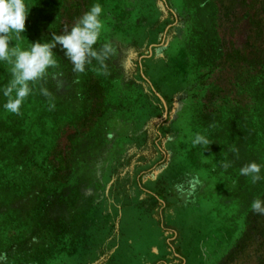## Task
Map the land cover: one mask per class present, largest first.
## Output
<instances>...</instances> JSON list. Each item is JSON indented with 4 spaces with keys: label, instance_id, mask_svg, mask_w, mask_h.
<instances>
[{
    "label": "rangeland",
    "instance_id": "1",
    "mask_svg": "<svg viewBox=\"0 0 264 264\" xmlns=\"http://www.w3.org/2000/svg\"><path fill=\"white\" fill-rule=\"evenodd\" d=\"M95 2L29 0L34 7L19 43L51 40ZM99 2L105 25L123 21L122 36L137 52L138 68L131 70L144 88L160 99L184 92L169 100L166 121L159 109V123L140 133L134 147L121 148V169L129 177L150 169L161 176L147 185L125 178L111 192L96 193L98 183L84 174L92 152L81 138L68 145L90 103L64 98L69 85L87 95L93 82L91 89L101 91L92 93L87 123L96 125L104 89L112 103L122 92L120 76L109 62L75 73L59 52L60 67L37 82L21 115L3 110L0 94V253L7 264H264V216L250 207L264 197V181L253 184L240 175L245 165L264 163V0ZM8 69L0 64V87L10 79ZM42 87L51 98L40 94ZM132 107L143 108L141 102ZM101 123L86 143L100 145ZM196 133L212 142L208 150L192 147ZM108 148L100 162L110 161ZM225 161H233L227 171L220 166ZM192 175L202 187L192 195L178 191ZM146 186L153 194L145 195Z\"/></svg>",
    "mask_w": 264,
    "mask_h": 264
},
{
    "label": "clouds",
    "instance_id": "2",
    "mask_svg": "<svg viewBox=\"0 0 264 264\" xmlns=\"http://www.w3.org/2000/svg\"><path fill=\"white\" fill-rule=\"evenodd\" d=\"M34 6L29 0H0V64L10 68V79L0 87V94L6 99L3 110L10 114L21 115L22 108L34 95L37 82H43L50 71L60 67L58 53L73 65V71L85 74L95 61L101 69L116 54L111 42L104 40L105 9L96 0L70 29L61 34L52 35L49 41L29 43L23 47L19 41L26 31V21ZM40 94L51 98L47 87L40 88ZM54 107V104L52 105ZM193 148L206 150L212 142L201 133H196L191 140ZM225 171L233 166V161H225L220 165ZM240 175L250 177L253 184L264 181V163L255 161L240 169ZM202 187L199 175L188 178L187 186L177 185L181 193L195 194ZM253 213L264 216V197H256L251 203ZM0 264H7V254L0 253Z\"/></svg>",
    "mask_w": 264,
    "mask_h": 264
},
{
    "label": "crops",
    "instance_id": "3",
    "mask_svg": "<svg viewBox=\"0 0 264 264\" xmlns=\"http://www.w3.org/2000/svg\"><path fill=\"white\" fill-rule=\"evenodd\" d=\"M110 22H111L110 25H108V22L105 25L107 31L104 33V39L106 37H110V39L107 41L111 42L112 46L116 49V54L113 55L108 62L110 63L111 68H114L119 73L120 79L116 83L118 85V88L122 92L117 94L116 99L113 103L109 102L108 93L107 91H105L104 87L100 83V86H102V88L104 89L103 92L104 107L99 109L98 111L99 114H95V116H100L99 122L96 125L92 124L91 121L87 123V119L90 116H92V113L94 112L93 108L96 102L90 90L91 85H93V82H91L88 86L87 95H85V93H83V95L79 94L77 90H74L75 86L69 85L70 87H67V89H72V92H70L66 96V98H64L63 96L61 97V99L64 98L66 100L77 97L82 100H88V102L90 103L89 106L87 104L86 118L81 121L78 128L72 130L73 132L75 131L73 135H69L68 145L71 144L70 146L73 147L76 146L74 142H76L80 138L82 140V147L86 146L87 144L90 152H92L90 153V155H92L93 157L90 159V166L88 167V169H84V174L85 176L88 175L90 180H93L96 183H98L96 184L97 185L96 187H98L96 193L102 195L104 193L106 194V192H111L113 185L116 184L117 182L118 183L120 182V184L122 185V181L125 178L126 179L133 178L134 176V179L136 178V180L145 179L146 185L150 184L153 180H158L160 178L161 174L151 172L150 171L151 169L150 170L147 169L148 171H143L142 173H140V175H137L138 172H136L132 176V173L130 172V177H129L128 172H124L123 169H121L123 165V160L126 158L120 155L121 148L134 147V144H136V137L140 136V133L149 132V128L151 125L154 126V124L159 123V119H157L159 117L157 114L159 109L161 110L164 109L165 112L161 122L166 121L168 119V114L170 110L169 108H167L169 104V100H171L172 98L175 99L176 96L182 95L184 93L181 92L173 97L168 96V98L160 99L151 92H148L149 91L147 90L148 88L146 87L144 88V86L142 85L143 83H141L136 79V75L133 74L134 71L131 70V68L134 69L135 66L136 68H138V65L135 64V61L133 60V55L137 56V52H135V50H132L134 49L133 47H131L133 44L132 41L129 42V40H124L122 36L123 21L119 19L114 23L112 21ZM124 46L127 49H129V47L131 48L127 50V52L125 53L123 49ZM155 47H159L161 50L166 48L163 45L160 46L155 45ZM159 51L160 50H158V52ZM95 63L96 62L94 61L93 65H95ZM74 83H78V81L75 80ZM128 87L132 89V91L130 90L129 92H127ZM156 95L157 96L159 95L162 98L161 94H156ZM140 102H141V106L143 107L142 109L138 110L137 107H132V105H136ZM130 103H132V105H130ZM142 112L146 114V118L142 119L140 123L139 116L143 114ZM100 121L105 122L104 123L105 129H103V131L101 130L99 133L100 145H96L95 143L96 140H89L88 143H86L87 141L84 137H87L93 130L96 129L97 126L101 127L103 123H101ZM91 125L93 126L91 127ZM63 137L64 135L62 136V138ZM138 142L139 140L137 139V143ZM107 147H109L108 148L109 152H107V156L108 157L112 156V157L110 158V161H107V157H105L104 161L100 162L102 159V158L100 159L101 152ZM58 148H59V144L56 149ZM53 153L51 154L52 156H50L51 158L50 162L52 164L55 163L53 158L56 156L55 154L53 155ZM68 157L70 159H73V157L70 154L68 155ZM114 163H118L119 165L118 173L112 175V173H109L108 170L110 169V166L114 165ZM95 164L97 167L93 166ZM50 173L51 176L57 178L58 167L56 171ZM46 174L48 173H45V175ZM180 185H184V183L182 182L180 183ZM142 190L145 193V195L153 194V188L151 189L146 186V187H142ZM67 193H69L68 189H67ZM89 193H93V192L90 191Z\"/></svg>",
    "mask_w": 264,
    "mask_h": 264
},
{
    "label": "trees",
    "instance_id": "4",
    "mask_svg": "<svg viewBox=\"0 0 264 264\" xmlns=\"http://www.w3.org/2000/svg\"><path fill=\"white\" fill-rule=\"evenodd\" d=\"M69 61V60H68ZM92 93L94 94V95H96V93L98 92V91H101L98 87H92Z\"/></svg>",
    "mask_w": 264,
    "mask_h": 264
}]
</instances>
